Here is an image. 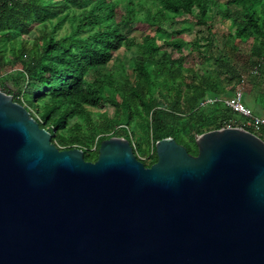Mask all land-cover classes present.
<instances>
[{
  "label": "water",
  "instance_id": "water-1",
  "mask_svg": "<svg viewBox=\"0 0 264 264\" xmlns=\"http://www.w3.org/2000/svg\"><path fill=\"white\" fill-rule=\"evenodd\" d=\"M173 138L146 167L125 138L61 150L0 90V264H264V140Z\"/></svg>",
  "mask_w": 264,
  "mask_h": 264
},
{
  "label": "trees",
  "instance_id": "trees-1",
  "mask_svg": "<svg viewBox=\"0 0 264 264\" xmlns=\"http://www.w3.org/2000/svg\"><path fill=\"white\" fill-rule=\"evenodd\" d=\"M135 1L0 0V73L7 62L4 58L8 51L7 43H11L14 60L10 62L22 66L24 76L21 81L28 83L33 80L30 91L21 93L20 90H9L0 76L5 92L12 95L15 102L25 106L31 117L52 135L53 144L68 145L66 150L78 147L83 150L86 161L95 162L101 143L112 137L128 140L137 158L146 167L157 162L156 144L166 138L175 139L191 155L197 156L198 135L221 129L224 121L241 119L222 102L202 107L201 103L208 99L232 96V86L222 87L213 76L199 82H195L196 76L185 77L183 67L172 62V52H161L155 36H147L144 50L139 52L140 58L134 62V83L126 81L118 85L112 78L104 83H90L87 77L93 69L106 67L113 61L115 53L127 49L129 40L123 29L130 28L134 23L146 21L161 32L164 22L193 16V26L206 28L208 38L213 35L211 23L215 18L231 22L235 29L233 40L248 46L255 58L245 73L260 65L259 75L251 79L264 75V0H227L225 4L219 0H138V4ZM149 1L157 11L152 15V10L148 9L143 21L139 17L140 11L146 9L142 2ZM122 3L126 4V9L124 14L119 15L117 8ZM231 5L240 8L243 15L232 13ZM67 23L72 28L71 33L58 38V30ZM33 27L38 32L36 42L29 46L23 43L16 48V40L29 34ZM175 33L180 35L182 31L176 30ZM207 40L210 48L212 41ZM168 45L179 51L183 40L177 37ZM160 55L164 61L160 62L154 76L147 63ZM229 58L236 60L234 51ZM235 73L231 81L234 84L244 75L238 70ZM16 87L19 89L18 84ZM105 88H108V96L102 93ZM263 100L264 96L253 103L247 102L245 95L244 102L254 111L252 106L263 107ZM107 102L115 107L117 117L107 120L104 128L93 125L90 130L93 138L85 135L68 140L63 136V132H70L72 119H85L92 114L88 106ZM137 127L144 130L142 137H137ZM187 130L194 132L191 142L184 134ZM248 130L264 140V129L260 132ZM95 139L97 142L92 149ZM150 143L153 155H149Z\"/></svg>",
  "mask_w": 264,
  "mask_h": 264
},
{
  "label": "rangeland",
  "instance_id": "rangeland-1",
  "mask_svg": "<svg viewBox=\"0 0 264 264\" xmlns=\"http://www.w3.org/2000/svg\"><path fill=\"white\" fill-rule=\"evenodd\" d=\"M222 4H225L227 0H219ZM138 4V0L135 1ZM146 9H143L139 13L140 19H144L147 16L148 9L152 10V15L157 11V8L152 2H142ZM126 4L122 3L120 7L117 8L119 15L125 13ZM138 9V6H137ZM230 9L232 13L243 15L240 8L231 5ZM57 20H55L56 22ZM195 22L193 21V16H185L183 18H175L172 21L168 20L164 22L162 26V31L157 32L153 29L146 21L144 23H134L130 28L123 29V33L129 40V46L127 49L123 48L114 55L113 61L103 68L93 69L88 74V81L94 83L99 81L104 83L109 79H113L118 83V85L124 84L126 81L129 83H134L136 74L134 71L135 60L139 59V52L143 49V44L147 36H155L161 46V52H172V62L175 66L183 67V75L187 78L196 76V81L199 82L204 78H209L210 76L216 77L218 82L222 87L230 88V86L235 85L231 81L234 79V74L239 71V73L246 74L245 71L251 65V62L255 60L253 55L246 45L239 44L238 41L233 40L232 34L234 28L231 22L223 21L220 18H215L211 25L213 26V35L208 37L212 41V46L209 48L208 43V32L206 28L193 26ZM182 31L180 35H177L175 31ZM72 31L71 26L67 23L63 25L57 32L58 38L70 34ZM164 31V32H163ZM38 37V32L36 27H33L29 34L23 35L16 40V48L22 46L26 43L27 46L33 45ZM177 37L183 40L182 48L177 51L173 46L168 45L169 42L175 40ZM7 54L4 57L7 60L6 65L2 68L0 76L4 80L5 86L9 90H15L21 93H27L31 89V83L33 80H29L28 83L21 81L23 75L22 66L19 63L12 65L11 62L14 60V53L12 50L11 43H7ZM146 50V49H145ZM232 51L236 54V60H230L229 55H232ZM139 57V58H138ZM27 60V56H25ZM11 61V62H10ZM162 56L153 57L151 61L147 63L152 75L155 76V71L158 68L160 62H163ZM10 64L11 66H7ZM7 66V67H6ZM195 80V79H194ZM236 83V82H235ZM19 85L17 89L16 85ZM108 84V82H107ZM109 85V84H108ZM128 86V85H127ZM1 88L3 90H1ZM108 88L102 90L104 96H108ZM0 90L5 92L6 89L3 88L0 79ZM106 90V91H104ZM7 93V92H5ZM156 96L157 93H154ZM264 96V75H260L258 79H249L246 88V100L247 102H254L255 100ZM14 99V98H13ZM41 105V104H40ZM39 105V106H40ZM260 105V104H259ZM263 109L260 106H255L252 111L255 115L264 116V100L262 101ZM88 110L91 111V115L85 119L74 118L69 123L70 132H63V136L68 140H72L75 137L82 138L85 135H90L93 138L91 127L93 125H98L100 128H104L106 121L115 119L117 117V111L109 102L99 103L96 106H88ZM249 108V107H248ZM241 117V116H239ZM137 137H142L144 135V130L142 127H137L136 129ZM186 138L190 141L192 133L187 130L185 133ZM97 139H95L91 148L94 149ZM136 143V139H134ZM192 144V143H191ZM61 150H66L69 146H64L59 144L57 146ZM78 148V147H76ZM149 155H153V145L149 144ZM144 160L150 161L149 158H143Z\"/></svg>",
  "mask_w": 264,
  "mask_h": 264
},
{
  "label": "built area",
  "instance_id": "built-area-1",
  "mask_svg": "<svg viewBox=\"0 0 264 264\" xmlns=\"http://www.w3.org/2000/svg\"><path fill=\"white\" fill-rule=\"evenodd\" d=\"M259 72L260 65H257L251 68L247 74L242 75L233 86L234 91L232 96L227 98L208 99L201 103V106L204 107L212 103L222 102L233 112L241 116V119H231L224 121L223 127L221 129L238 128L248 130V128H250L256 132H260L264 129V117L255 115L244 102L249 79L259 75Z\"/></svg>",
  "mask_w": 264,
  "mask_h": 264
},
{
  "label": "crops",
  "instance_id": "crops-1",
  "mask_svg": "<svg viewBox=\"0 0 264 264\" xmlns=\"http://www.w3.org/2000/svg\"><path fill=\"white\" fill-rule=\"evenodd\" d=\"M259 116V115H258Z\"/></svg>",
  "mask_w": 264,
  "mask_h": 264
}]
</instances>
